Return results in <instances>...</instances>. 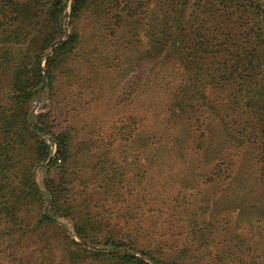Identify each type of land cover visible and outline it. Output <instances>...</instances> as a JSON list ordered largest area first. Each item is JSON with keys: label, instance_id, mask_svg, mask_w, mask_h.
<instances>
[{"label": "trees", "instance_id": "trees-1", "mask_svg": "<svg viewBox=\"0 0 264 264\" xmlns=\"http://www.w3.org/2000/svg\"><path fill=\"white\" fill-rule=\"evenodd\" d=\"M68 1L0 0V247L2 243L7 249L24 247L34 239L29 232L48 241L51 230L61 229L46 212L49 202L51 215L69 219L83 241L125 250L106 251L120 264H152L134 255L136 251L156 264H264V235L261 232L258 239L255 233L257 205L252 210L248 206L244 233L238 220L228 228L215 224L217 212L231 213L234 205H243L237 198L224 210L219 201L212 207L210 202L195 207L181 205L178 198L185 187L208 184L206 189H217L232 177L236 163L222 151L237 143L232 145L258 169L248 193L256 203L264 201V0H70L69 14ZM67 14L70 34L47 55L65 36ZM125 78V87L137 91L134 99L143 97L140 89L146 85L150 107L166 112V119L156 115L155 126L166 120L168 124L161 136L160 126L146 134L143 150L155 175L161 169L167 175L160 190L153 183L158 176L152 180L157 193L151 197L150 223L136 222L133 230L123 232L118 222L96 218L102 207L90 195L87 199L75 191V182L81 181L79 188L85 184L88 160L97 157L89 173L96 177L100 195L113 193L111 188L122 181V170L116 157L107 155L125 152L129 141L138 145L140 132L145 133L143 119L140 123L139 114L127 115L128 125L116 124L110 145L96 150L92 137L76 140L71 112L82 99L84 107L95 102L92 109L107 115L105 96L109 90L117 93ZM126 93L117 94L121 98ZM44 95L50 103L36 116L35 101ZM45 135L56 145L52 157ZM219 140L224 145L216 152ZM191 151L204 156V167H198L202 174L192 176L194 160L187 173L181 166L182 174L178 170L174 174L175 162H185ZM220 154L224 158H216ZM79 159L85 167L76 164ZM207 166L212 167L210 175ZM134 167L138 165L133 163ZM223 169L225 180L220 178ZM39 170L45 171L42 183L36 176ZM248 173L250 181L252 172ZM211 182L215 184L210 186ZM175 185L176 198L167 197ZM125 208L130 213L129 206ZM260 210L264 214V208ZM64 238L87 249L67 235ZM45 248L40 249V264L50 255ZM70 250L68 246L62 259L70 264H83L92 255ZM104 252L97 249L93 256L100 258Z\"/></svg>", "mask_w": 264, "mask_h": 264}, {"label": "rangeland", "instance_id": "rangeland-1", "mask_svg": "<svg viewBox=\"0 0 264 264\" xmlns=\"http://www.w3.org/2000/svg\"><path fill=\"white\" fill-rule=\"evenodd\" d=\"M69 5H70V0L68 1V5H67L68 14L70 11ZM68 14L65 17V26H64L65 36L59 39L54 44L58 45L60 42L64 40V38L67 37L66 35L70 34L71 28L69 24ZM54 44H52L50 50L47 51V55L50 54L53 51V49L56 47V46L54 47ZM45 62H46V58L44 56L42 60V66L44 67V70H43L44 75L46 73V77H47V72L45 70ZM124 67L127 70V66L125 65ZM126 80L127 78L123 79V81L121 82L122 84L119 85L118 83L119 86L117 85L118 86L117 93L119 94L124 91H127L126 95H123V96L121 95L120 96L121 98H119L117 93H115L113 90H109V93L105 96L107 97V99L105 100V103L107 102L108 109L110 110L109 112H105L107 113V115L102 117V115L104 114L103 112H99L100 110L95 111L94 109H92L94 107L93 105L95 104V102H93V104L91 105V108L84 107L83 106L84 103L83 101H81L82 99L78 100L80 107L77 109H73L71 112V114L73 115L72 118H74L76 122V124H74L75 129H76L74 133L77 136L76 140L81 141L82 138L88 139V137L90 136L95 141L96 150H100V149L102 150V148H104L105 146L110 145V141L112 137L114 136L115 128L117 126L122 125V124L126 126L128 125V122L130 120H127L126 118L127 115H130L132 113L139 114L138 118L140 120V123H141V119H143L140 126L142 127L145 133H142L139 131L142 134V136H141L140 141L137 143L138 145L132 146L131 144L132 142L129 141L127 142L128 146L125 148L126 149L125 152L119 151V153L117 152L116 154L109 153L107 155L110 158L111 156H115L116 160L114 162L116 166H118L119 164L122 170V173L120 174L122 181L118 183V185H114L111 188L114 191L113 193L112 192L107 193V195H105L104 197L100 195L99 185H97L98 181L93 174L89 173V171L92 170L91 169L92 163L98 161L97 157L94 158L92 156L88 160L90 161V164L87 167L86 173L83 176L85 184L81 188H79V184L81 181L78 180L77 182H75L76 184V188L74 189L75 191L77 190L82 191V193L86 195L87 199L89 198V195H90L92 202L94 204L95 202H97L102 207L98 210L100 212L99 214H97L96 218L97 219L106 218L109 223L118 222L119 223L118 226L119 228L123 229V232L128 231V230H133V227H134L133 224L136 222L142 221V223H144L145 226H146V222L150 223L151 219L149 217V220H147V215H149L150 212H153V209H152L153 203L151 202V197H152L153 192L155 194L157 193V191L152 190L153 183L160 190L161 188L159 186L166 180V176H167L164 172L165 169H161L160 172L155 175V173L150 169L149 165H147L149 164V162L147 161L146 155L143 154L144 152L143 150L145 148L144 146L146 145V134L150 135L149 132H151L153 129H156L157 126H160L159 136L163 134V129L168 124V121L166 120L163 126L161 125L164 122H162L161 125H157V126H155V124H156L157 118L159 117L163 119L165 117L166 119V112L163 111L162 108L153 109L150 107V104H151L149 102L150 98L148 99L147 95H145L149 90L146 85L141 86V89H140L142 90L143 97H141L138 100L137 98L134 99L135 97L134 95L135 93H137V91H134L130 87L126 88L125 85L127 83L124 84ZM113 82H118V81L113 79ZM43 86L47 88L48 77L46 78V80L44 79ZM77 97L78 96H76L75 98ZM49 103H50V99L48 95H44L43 97L38 98L35 101V105L33 108L34 114L37 116V114H39L40 112L45 111L47 109L46 106ZM85 108L89 110L85 112L86 110ZM156 115H157V118L155 120ZM83 116L84 117L87 116L86 117L87 119L84 120L83 118H81ZM97 116H100L98 117L99 119H97L96 121H92V119H94ZM63 118L64 120H70V116L68 117L63 116L62 119ZM101 118L102 120L100 121ZM116 124L118 125L116 126ZM198 133L200 134L201 130H198ZM43 137L46 139L47 142L52 144L51 155L52 154L54 155L56 151V145L53 143L49 135H45ZM222 142H223L222 140L218 141L219 147H217L216 152H219L220 147L224 145V143ZM121 144H125V143H123L120 140V145ZM170 144H173V142ZM232 144H237V143H230L229 145H227L226 152L221 150L224 154L230 155L231 157H229V159H232L233 162L236 163V165L234 166V172H233L232 177L226 179V170L223 169L220 178H222V180H225V179L226 180L225 182L221 184L220 188L214 189V187H211V190L210 188L206 189L204 186H207L208 184L207 185L199 184V185H195L192 187L188 186L182 189V194L179 195L180 197L178 198H180L181 200V205L190 206L194 204L195 207L201 206V205L204 206L205 204L207 205L209 204V202L211 204L210 207H212L213 204H216V202L219 201L222 204L224 203L223 210L224 208L225 209L229 208L230 207L229 203H233L235 198H237L236 202L238 204L243 203V205L242 204L238 205L239 207L238 208L236 207V205L233 204L234 209L231 213L225 212V211L217 212L218 214L214 213L216 219L218 220V222H216L215 224H218L219 226H223L224 228H228L234 225L235 220H238V221H241L243 224V227L240 230L241 232H244V233H246L248 230L247 229L248 223L247 222L243 223L244 221L243 217L245 213L249 211L250 208L252 210L253 206L257 205L259 208L258 209L259 212L258 214L255 213L254 221H255V233L259 234V235L257 234L258 239H259L261 236L260 235L261 232L264 235V214H262V211L260 210V208L261 209L264 208V201L256 203L253 199L255 197V196L253 197V193H248V191L252 189L251 186L255 183L256 176L253 175L255 173L254 171L258 172V169L256 166L253 165L254 160H251V159H249V161L245 160L243 158V154L241 155L242 151L237 149V145H232ZM175 145H176V142H175ZM189 149H186V151ZM200 153L202 154L203 152H200ZM190 155L192 157L189 156L188 154L186 155L185 162L179 161V160L176 162L174 161L175 164H177L176 170H174V174H175V171L177 170L179 171V176L182 174L181 169H180L181 166L184 167L185 172H186L187 171L186 167H189L191 160H194V165H195L192 171V176L202 174L203 171L198 167L199 166L204 167L205 165L204 156L199 155L198 153H195L193 151H191ZM96 156H98V154ZM126 156L127 158L125 159L124 157ZM223 156L225 155L220 154L219 156H216V158L217 157L224 158ZM82 160L83 159L77 160L76 164L79 165L80 167L81 166L85 167V162L84 161L82 162ZM136 160L140 162H137ZM180 162H182L183 165H180ZM133 163L138 165V168L136 167L131 168V165ZM210 168L212 170V167L210 166L206 167L207 169L206 173H209V175L211 174V172L208 171L210 170ZM249 171L252 172V180L250 181L248 180V175L250 174L248 173ZM44 175H45V171H42V170H39L36 173L37 179L40 183H42ZM156 176H158L157 180H155L152 183L153 178ZM189 176L190 175H188V177ZM213 184L215 183L211 182L210 186H213ZM177 186L178 185H175V187H172L169 193L168 194L166 193V196L167 197L174 196L173 198H176L175 196L177 194ZM254 187H258V185L255 184ZM230 193H233L232 197H229ZM246 194H250L249 195L250 197H247ZM75 196L76 195H73L72 198H74ZM127 206H129L130 213L126 214L124 209H127L125 208ZM241 208H244V210H240ZM49 209H50V203L48 202L46 203V212L49 216H51L54 222L61 227V229L55 228V230H51L49 234L51 237L48 241L44 240L45 238H47L46 236H43V237L41 236V241H40L37 238V236H34L32 232H29L27 235L33 236L34 239H30L29 243L22 248H18L16 246V247H11L10 249H7L6 245L2 243V246L0 247V264H40L39 256L42 253V251L40 250L41 246H45L46 247L45 250L47 249L46 252H50V255L47 256L48 258L45 259L44 264H67V263L70 264L68 261L67 263L62 261L63 254L66 253L68 246L71 249L70 254L72 252L75 255H77V253L79 254L87 253L90 255L92 254L89 258L85 260V262H83V264H120L117 258L110 255L109 252H106V251H115V252L123 254L125 253V250L120 249V248L113 249V248L104 247L101 245H94L92 243L83 241V239H81L79 235L75 232V228L69 219L64 218V217L54 218L51 215V212L49 211ZM121 209L124 212L123 214L121 213ZM220 210H222V207ZM199 212L202 213V211H199ZM209 212L210 211H208V213ZM207 214L204 216H200L201 218H199L198 220L201 221L205 219L208 216ZM122 215L126 217V219H129V222H130L129 225L124 224L123 218H121V221L119 220ZM162 219L163 218H159V222H161ZM181 220L187 221L188 218L185 217L184 219H181ZM6 234L9 235L8 233ZM6 234L5 236L7 237ZM19 234H22V232L21 231L17 232V235ZM64 234L69 236L73 240H76L84 248H87V249L82 250L78 246H74V245L72 246L71 243L66 241V239L68 238H64L65 236ZM182 234L183 233H180L179 237H182ZM140 242L143 243L144 240L140 239ZM97 249L105 251L103 253L104 255H101L100 258L95 256L96 255L95 250ZM203 252L209 253L211 252V250H206V251L203 250ZM133 253L136 256L146 259L152 264H156L148 256L143 255L139 251H136ZM93 254L95 255L93 256Z\"/></svg>", "mask_w": 264, "mask_h": 264}, {"label": "water", "instance_id": "water-1", "mask_svg": "<svg viewBox=\"0 0 264 264\" xmlns=\"http://www.w3.org/2000/svg\"><path fill=\"white\" fill-rule=\"evenodd\" d=\"M56 45H57V44H54V47H55ZM44 76H45L44 79L46 80V78H47V77H46V73H45ZM32 128H33V130H35L34 127H32ZM52 156H53V154H52L50 157H52Z\"/></svg>", "mask_w": 264, "mask_h": 264}]
</instances>
